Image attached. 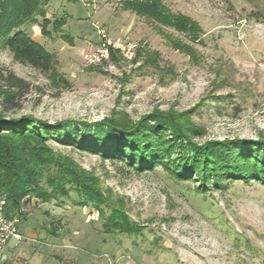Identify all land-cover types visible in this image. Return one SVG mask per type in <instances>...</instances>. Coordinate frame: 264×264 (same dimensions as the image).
Instances as JSON below:
<instances>
[{
    "label": "rangeland",
    "instance_id": "1",
    "mask_svg": "<svg viewBox=\"0 0 264 264\" xmlns=\"http://www.w3.org/2000/svg\"><path fill=\"white\" fill-rule=\"evenodd\" d=\"M122 1L44 0L49 34L40 15L21 29L54 54L47 71L14 60L0 40V70L29 85L6 116L63 121L83 133L80 122L190 110L195 143L264 138V0H161L194 20L195 33L123 9ZM98 28L141 50L134 60L89 62L101 49ZM46 145L94 187L95 199L72 183L57 197L26 194L11 210L23 236L5 247L13 264H264L263 183L203 189L161 164L137 169L54 138ZM50 164L39 181L47 192L55 186L45 177L59 166ZM116 214L137 230L108 225Z\"/></svg>",
    "mask_w": 264,
    "mask_h": 264
},
{
    "label": "trees",
    "instance_id": "2",
    "mask_svg": "<svg viewBox=\"0 0 264 264\" xmlns=\"http://www.w3.org/2000/svg\"><path fill=\"white\" fill-rule=\"evenodd\" d=\"M122 2L123 9L144 15L157 23L191 33L200 31L194 20L184 14L171 12L161 0ZM43 3L44 0H0V40L10 50L14 60L47 71L53 67L54 54L21 29L35 15H40L41 32L49 34V20L44 18ZM140 50L141 47L137 46L133 60ZM120 58L119 53L109 47L108 60ZM28 91L29 85L23 78L10 70H0V188L6 196L4 214L7 218L15 216L11 210L20 206L26 194L31 192L46 199L57 197L58 193L66 191V183L75 185L85 198L95 199L94 187L88 185L74 167L55 159L46 145L48 138L106 158L123 160L137 169L161 164L180 178L195 179L199 188L203 189L225 188L223 181L237 179L264 184L262 137L213 139L195 143L190 140V126L186 125L190 110L175 113L155 109L137 121L110 116L94 121L92 125L80 122L88 131L92 129L91 135L90 131L77 133V128L63 121L48 123L29 115L6 116V113L20 106L21 98ZM175 148H179L180 152L173 158L171 154ZM52 162L59 166L53 177H45L48 185L55 186V189L47 192L39 181ZM117 215L118 219L107 224L127 231L137 230L126 218L120 219ZM2 264L13 263L5 258Z\"/></svg>",
    "mask_w": 264,
    "mask_h": 264
},
{
    "label": "built area",
    "instance_id": "3",
    "mask_svg": "<svg viewBox=\"0 0 264 264\" xmlns=\"http://www.w3.org/2000/svg\"><path fill=\"white\" fill-rule=\"evenodd\" d=\"M97 33L101 37V49L99 53L88 59L89 62L98 63L101 60L108 59L109 47L115 49L124 60H131L133 58L137 43L126 40L121 36L111 38L99 28L97 29ZM5 197V194L0 190V264H2V255L9 241L14 240V242L17 243L23 238L16 225L18 218L16 216L7 218L4 214Z\"/></svg>",
    "mask_w": 264,
    "mask_h": 264
},
{
    "label": "crops",
    "instance_id": "4",
    "mask_svg": "<svg viewBox=\"0 0 264 264\" xmlns=\"http://www.w3.org/2000/svg\"><path fill=\"white\" fill-rule=\"evenodd\" d=\"M4 255H5V258L10 259V252L9 251L5 250Z\"/></svg>",
    "mask_w": 264,
    "mask_h": 264
},
{
    "label": "water",
    "instance_id": "5",
    "mask_svg": "<svg viewBox=\"0 0 264 264\" xmlns=\"http://www.w3.org/2000/svg\"><path fill=\"white\" fill-rule=\"evenodd\" d=\"M2 258H3V259L5 258V255H4V254L2 255Z\"/></svg>",
    "mask_w": 264,
    "mask_h": 264
}]
</instances>
